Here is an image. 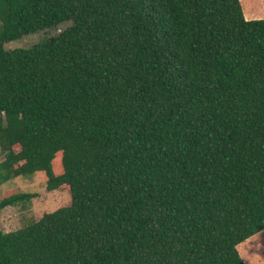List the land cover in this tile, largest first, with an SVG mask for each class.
Segmentation results:
<instances>
[{
  "label": "trees",
  "instance_id": "16d2710c",
  "mask_svg": "<svg viewBox=\"0 0 264 264\" xmlns=\"http://www.w3.org/2000/svg\"><path fill=\"white\" fill-rule=\"evenodd\" d=\"M240 5L0 0V183L43 172L69 193L0 230V264H245L236 245L264 229V18Z\"/></svg>",
  "mask_w": 264,
  "mask_h": 264
},
{
  "label": "rangeland",
  "instance_id": "374dc122",
  "mask_svg": "<svg viewBox=\"0 0 264 264\" xmlns=\"http://www.w3.org/2000/svg\"><path fill=\"white\" fill-rule=\"evenodd\" d=\"M241 13L247 16L255 15L254 11H259L264 15V0H239ZM259 18H264L260 16ZM256 19V18H252ZM67 23H61L51 29H42L22 37L4 42V49L15 47H27L31 44L56 34ZM3 158L0 155V160ZM53 174L61 172L60 155L57 153L51 160ZM45 175L43 172H36L30 176H15L0 183V198L19 192H33L35 196L27 201L18 202L15 205L6 206L0 210V230L11 231L29 222L37 220L42 213L52 211L60 206L69 203V193L62 186L55 190L46 191L44 189ZM236 250L245 264H264V229L249 236L246 240L236 245Z\"/></svg>",
  "mask_w": 264,
  "mask_h": 264
},
{
  "label": "crops",
  "instance_id": "0c3cea01",
  "mask_svg": "<svg viewBox=\"0 0 264 264\" xmlns=\"http://www.w3.org/2000/svg\"><path fill=\"white\" fill-rule=\"evenodd\" d=\"M255 15L247 16V14L244 12V19H252V18H259L260 16H264L263 14H259L261 12L259 11H254Z\"/></svg>",
  "mask_w": 264,
  "mask_h": 264
}]
</instances>
